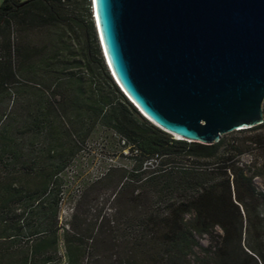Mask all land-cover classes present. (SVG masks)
Segmentation results:
<instances>
[{"label":"trees","instance_id":"obj_1","mask_svg":"<svg viewBox=\"0 0 264 264\" xmlns=\"http://www.w3.org/2000/svg\"><path fill=\"white\" fill-rule=\"evenodd\" d=\"M262 112L260 124L231 131L239 138H174L114 82L90 0H2L0 264H60L61 256L62 264H85L89 249L110 244L119 227L117 264H264V192L253 183L264 162L240 160L264 151V100ZM113 133L131 146L126 166L86 185L59 233L60 174L92 134L104 151L120 153ZM154 156L157 166L143 167ZM102 189L116 208L112 217L101 209L90 217Z\"/></svg>","mask_w":264,"mask_h":264},{"label":"water","instance_id":"obj_2","mask_svg":"<svg viewBox=\"0 0 264 264\" xmlns=\"http://www.w3.org/2000/svg\"><path fill=\"white\" fill-rule=\"evenodd\" d=\"M113 80L147 120L212 144L263 121L264 0H90Z\"/></svg>","mask_w":264,"mask_h":264},{"label":"rangeland","instance_id":"obj_3","mask_svg":"<svg viewBox=\"0 0 264 264\" xmlns=\"http://www.w3.org/2000/svg\"><path fill=\"white\" fill-rule=\"evenodd\" d=\"M19 1H26V0H19ZM2 2V0H0V3ZM34 35L31 34L29 36V38L31 40H33ZM263 104V102H262ZM93 139L91 141H89V143L86 145L85 149L83 150L86 153H90L92 150H103V148L101 147V144L99 143V140L96 138L97 135L96 134H92ZM174 138H177L175 136H172ZM241 137L240 134L235 133V132H228L225 133L223 135H221L220 138L223 139H229V138H239ZM241 139V138H240ZM239 140V139H238ZM104 151V150H103ZM115 155H117L118 158L121 157L122 153L120 152H116L114 153ZM264 151H262L261 148H253L250 150V153H243L240 157L241 162H245L248 163L250 161L254 162V167L262 164L264 162V157H263ZM160 158L158 157H153L151 159H149L150 165L148 164L149 168H154L157 166V163L159 161ZM121 161L126 164L127 160L126 159H121ZM260 173L253 177V183L255 185V187L257 188V190H262V192H264V170L259 171ZM250 173V172H247ZM86 188V186L84 187V189ZM83 189V190H84ZM114 194L112 193L111 190L109 189H102L100 191L99 194H97V196L95 197V199L92 201L91 203V211L89 213V216L91 214L90 217L94 216L100 209V214L101 215H105L106 217H109L113 215V212L116 208L117 202L115 201V199L113 198ZM76 203L74 204V209L76 206ZM264 209V201H260L259 204L257 205V211L258 212H263ZM74 212V210H73ZM69 221V220H68ZM68 221L66 223H63L64 220H62V224H58L60 225V230L59 233H61V228H66L68 227ZM110 226V225H109ZM120 226V225H118ZM123 231H125V229H123L122 227H119L114 233L113 235V239H109L111 240L107 246H102L100 247V249H89V253L87 255L86 258H84V262L85 264H117L119 260L123 259V254H122V248L118 247L120 244H123L122 242H124L123 237H125V235H121L122 233H124ZM203 245H206L208 243L207 237H203V239L201 240ZM63 250H62V243L59 244V255L62 254ZM202 252V251H201ZM57 261V260H55ZM60 264H62L64 262L63 257L61 256L60 259Z\"/></svg>","mask_w":264,"mask_h":264},{"label":"built area","instance_id":"obj_4","mask_svg":"<svg viewBox=\"0 0 264 264\" xmlns=\"http://www.w3.org/2000/svg\"><path fill=\"white\" fill-rule=\"evenodd\" d=\"M113 135L121 147L120 158L109 151L92 150L89 154L83 151L60 174L63 180L59 191L58 223L62 224V220L66 223L70 219L74 204L86 185L99 180L111 168L126 166L121 159L129 154L131 146L120 135ZM148 164L149 159L143 162V167H149Z\"/></svg>","mask_w":264,"mask_h":264},{"label":"clouds","instance_id":"obj_5","mask_svg":"<svg viewBox=\"0 0 264 264\" xmlns=\"http://www.w3.org/2000/svg\"><path fill=\"white\" fill-rule=\"evenodd\" d=\"M112 77V76H111ZM115 82V81H114ZM120 89V88H119ZM123 93V92H122ZM125 97L127 98V96L125 95ZM128 99V98H127ZM129 100V99H128ZM130 101V100H129ZM131 102V101H130ZM132 103V102H131ZM133 105V104H132ZM134 106V105H133ZM135 107V106H134ZM136 108V107H135ZM137 109V108H136ZM138 110V109H137ZM139 112V110H138ZM140 113V112H139ZM141 114V113H140ZM142 115V114H141Z\"/></svg>","mask_w":264,"mask_h":264},{"label":"bare ground","instance_id":"obj_6","mask_svg":"<svg viewBox=\"0 0 264 264\" xmlns=\"http://www.w3.org/2000/svg\"><path fill=\"white\" fill-rule=\"evenodd\" d=\"M143 116H145L143 113H141ZM146 117V116H145ZM147 118V117H146ZM175 137H177V138H182V137H178V136H175Z\"/></svg>","mask_w":264,"mask_h":264}]
</instances>
